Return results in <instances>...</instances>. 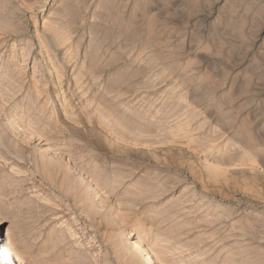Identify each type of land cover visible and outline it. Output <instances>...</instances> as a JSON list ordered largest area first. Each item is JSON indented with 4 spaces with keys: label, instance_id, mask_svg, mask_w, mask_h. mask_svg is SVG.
<instances>
[{
    "label": "rangeland",
    "instance_id": "obj_1",
    "mask_svg": "<svg viewBox=\"0 0 264 264\" xmlns=\"http://www.w3.org/2000/svg\"><path fill=\"white\" fill-rule=\"evenodd\" d=\"M0 221L28 264H264V0H0Z\"/></svg>",
    "mask_w": 264,
    "mask_h": 264
},
{
    "label": "bare ground",
    "instance_id": "obj_2",
    "mask_svg": "<svg viewBox=\"0 0 264 264\" xmlns=\"http://www.w3.org/2000/svg\"><path fill=\"white\" fill-rule=\"evenodd\" d=\"M132 231L133 230H129V234H131ZM135 245L145 252L146 254L145 262H146V258L147 259L149 258L150 263L152 262L154 264H165L159 259H156L152 249H149L144 244H142V241L137 240ZM0 260L3 264H10V261L11 262L17 261V264H28L24 254L15 248L12 237L8 235L7 237H3L0 239ZM13 262L12 264H14Z\"/></svg>",
    "mask_w": 264,
    "mask_h": 264
}]
</instances>
